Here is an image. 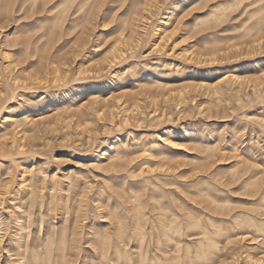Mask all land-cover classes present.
I'll use <instances>...</instances> for the list:
<instances>
[{
  "label": "rangeland",
  "instance_id": "obj_1",
  "mask_svg": "<svg viewBox=\"0 0 264 264\" xmlns=\"http://www.w3.org/2000/svg\"><path fill=\"white\" fill-rule=\"evenodd\" d=\"M22 1L0 0V264L30 235L100 264L121 226L131 264L137 228L154 264H264V0Z\"/></svg>",
  "mask_w": 264,
  "mask_h": 264
},
{
  "label": "bare ground",
  "instance_id": "obj_2",
  "mask_svg": "<svg viewBox=\"0 0 264 264\" xmlns=\"http://www.w3.org/2000/svg\"><path fill=\"white\" fill-rule=\"evenodd\" d=\"M17 0H13V2L15 3ZM32 1V6H31V9H32V14H35V13H40V12H50L51 11V9H53V8H50V7H48V4L50 3V0H40L39 2H38V0H31ZM60 1V0H59ZM74 2L75 0H62V2L61 3H71V2ZM89 1L90 0H82L81 2H82V4L83 5H85V4H87V3H89ZM106 0H95L92 4H91V7H89V9H84L83 8V5H82V7H81V9H79V8H77V7H79V5L76 7V10H74V12H75V15H80V14H84L88 19H91V18H93V17H95V16H97V12H98V10H97V6L99 5V4H104V2H105ZM23 3L20 5L21 6V10H25V2H26V0H24V1H22ZM258 2V1H257ZM53 3V2H52ZM12 4V3H11ZM17 3H15L14 4V7H15V5H16ZM15 9V8H14ZM73 11V10H72ZM51 14H53V12L51 11L50 12ZM40 15V14H39ZM54 15V14H53ZM52 15V16H53ZM34 16V15H33ZM79 17V16H78ZM51 18V17H50ZM49 19V18H48ZM43 20V19H42ZM44 21V20H43ZM264 31V30H263ZM84 37V36H83ZM256 46V45H255ZM13 95V94H12ZM15 95V94H14ZM13 95V96H14ZM13 98V97H12ZM124 164H125V162H124ZM217 166V165H216ZM118 169H120V168H118ZM166 183V182H165ZM247 188V187H246ZM225 191V190H224ZM261 192H262V195H263V198H264V188L261 190ZM262 197V196H261ZM149 203V202H148ZM212 206V205H211ZM161 208V207H160ZM162 209V210H161ZM160 210H161V212L160 213H158L157 215V219H158V221L160 222V234L162 233V235H163V237H165L166 236V238L167 239H161L160 238V236L159 235H157V236H155V237H157V242H158V245H159V248L160 247H164V243H169V240H171V238L169 237L170 235H171V230L173 229V228H175V222L173 223V222H170V223H173V225L172 224H170V223H168L167 221L169 220L168 219V214H167V211H165V208L163 209V208H161ZM230 209V208H229ZM249 209V208H248ZM253 209V208H252ZM247 210V209H246ZM254 210V209H253ZM226 212H229V210H227ZM244 212V211H243ZM178 213V212H177ZM247 213H248V211H247ZM260 214H262V215H264V212H260ZM176 216L175 217H178L177 216V214H175ZM180 215V214H179ZM182 216V215H181ZM180 216V217H181ZM154 217H156V216H154ZM174 217V216H173ZM246 217V216H245ZM188 218V217H187ZM262 218V217H261ZM156 219V220H157ZM167 219V220H166ZM190 219V218H189ZM214 219V218H213ZM236 219V218H235ZM251 219V218H250ZM139 220V219H138ZM138 220H136V221H138ZM222 220V219H221ZM237 220V222H238V224H240V225H242L243 223H246V222H248V220L247 219H245V220H243L241 217L240 218H238V219H236ZM247 220V221H246ZM120 221V220H119ZM155 221V220H154ZM173 221H175V220H173ZM178 221V220H177ZM215 221V220H214ZM183 222V221H182ZM194 222V221H193ZM261 223H263L264 224V218H263V220H261L260 221ZM3 223H4V220H3V217H2V214L0 213V233H2L1 232V230H2V225H3ZM134 223H137V222H134ZM146 223V222H145ZM156 223H158V222H156ZM199 223H201V221L199 222V221H197L196 220V222L194 223V225H193V227H196V226H198L199 225ZM252 223V222H251ZM256 223H258V221L257 222H253V225H255ZM113 224V223H112ZM150 224V223H149ZM186 224V226H187V223H185ZM43 225V224H42ZM114 225V224H113ZM134 225V224H133ZM153 225V224H152ZM201 225V224H200ZM199 225V226H200ZM261 225V224H260ZM150 226H151V224H150ZM198 226V227H199ZM22 227V226H21ZM27 225H23V231L25 230V229H27ZM122 227V226H121ZM121 227L119 228V232H120V235L119 236H116V241H115V245H114V243L113 242H111V238H112V236L110 237V236H108V237H105V238H103L102 240H99L100 242H99V245H100V248H101V257H100V264H131L132 263V253H131V246H130V239H128L129 237H127V235H126V233H124V232H121L120 231V229H121ZM135 228V230H136V227H139V225L138 224H135V226H134ZM187 227H189V226H187ZM124 228V227H123ZM138 230V233H137V239L135 240L134 238V241H136V244H138V245H140V250H136L137 252H138V255L137 256H139L141 259H140V264H154L153 262L154 261H147L146 260V251H145V249H144V246L142 245L143 244V239L144 238H146L145 237V233L144 232H142L141 230H139V228H137ZM142 229V228H141ZM195 229V228H194ZM201 229V228H200ZM144 230V229H143ZM126 232V231H125ZM181 232V231H180ZM262 232H264V229L262 230ZM57 233V232H56ZM59 233V232H58ZM153 233V232H152ZM201 233V232H200ZM203 233V232H202ZM204 233H207V232H204ZM244 233V232H243ZM25 232L24 233H21V235H20V237H19V240H18V243H19V246L21 245V243H20V241H23L22 239H24V237H25ZM55 234V233H54ZM210 234V233H209ZM246 234V233H245ZM244 234V235H245ZM56 235V234H55ZM54 235V236H55ZM152 235H154V234H152ZM237 236L239 235L240 236V233H238V234H236ZM243 235V236H244ZM14 236V235H13ZM12 236V237H13ZM104 236V235H103ZM135 236V235H134ZM133 236V237H134ZM149 236V235H148ZM238 236V237H239ZM30 237H31V235H30ZM30 237H28V239H27V242H26V244H25V248H24V251L22 250L23 248H21L22 247V245L19 247V248H21V250L23 251H21L20 253H18V257L16 258V260L14 261V262H12V263H14V264H63V262L65 261V256H66V254H67V252H66V254L64 253V251L63 250H60V248H55V249H53V248H51V249H49V248H45V250L43 251L42 250V252H39L37 249H35V248H32V245H33V243H34V241H32L31 239L29 240V238ZM39 236H37V238H38ZM56 237V236H55ZM54 237V238H55ZM113 237H115V236H113ZM242 237V236H241ZM203 238V237H202ZM35 239V238H34ZM41 239V238H40ZM57 239V238H56ZM132 239V238H131ZM42 240V239H41ZM47 240L50 242V237L48 236L47 237ZM93 240V239H92ZM96 240V239H95ZM114 240H115V238H114ZM12 241V240H11ZM102 241V242H101ZM173 241V240H172ZM238 241L239 242H241V241H243V239L242 238H238ZM0 242H1V236H0ZM45 242V241H44ZM83 242V241H82ZM98 241H96V243H97ZM149 242V241H148ZM113 243V244H112ZM151 243H152V240H151ZM153 243H154V240H153ZM263 243V242H262ZM23 244V243H22ZM98 244V243H97ZM133 244V243H132ZM156 244V243H155ZM175 244V243H174ZM179 244V243H178ZM35 245H36V243H35ZM53 245V244H52ZM51 245V246H52ZM79 245V244H78ZM77 245V246H78ZM89 245V244H88ZM93 245V243L91 244V246ZM150 245V244H149ZM152 245V244H151ZM158 245H156L157 247H158ZM188 245V244H187ZM17 246V245H16ZM41 246V245H40ZM47 246V245H46ZM55 246V245H54ZM115 246V247H114ZM130 246V247H129ZM153 246V245H152ZM177 246H179V245H177ZM13 247V246H12ZM24 247V246H23ZM50 247V246H49ZM59 247V246H58ZM134 247V246H133ZM137 247V246H136ZM187 247V246H186ZM42 248V247H41ZM149 248H151V247H149ZM169 248V247H168ZM189 248V247H188ZM187 248V249H188ZM12 249V248H11ZM93 249H95L94 248V245H93ZM98 249V248H97ZM135 249V248H134ZM146 249H147V246H146ZM161 249V248H160ZM164 249V248H163ZM70 250V249H69ZM133 250V249H132ZM168 250V249H167ZM79 251V250H78ZM100 251V250H99ZM148 251H149V249H148ZM164 251H165V249H164ZM163 251V252H164ZM178 251H180V250H178ZM185 251V250H184ZM9 253H10V251H8ZM44 252V253H43ZM69 252H71V251H69ZM80 252V251H79ZM79 252H77V253H72V254H76V255H78V253ZM95 252V251H94ZM137 252H135V253H137ZM98 253V252H97ZM180 253V252H179ZM69 254V253H68ZM95 254V253H94ZM174 254V253H173ZM242 254V258H243V260H244V262H246V261H250V262H252L253 263V261L255 262L256 260H254V258H252L251 256H250V254L249 253H247V252H242L241 253ZM7 255V254H6ZM76 255H74V256H76ZM170 255V254H169ZM172 255V254H171ZM71 256H73V255H71ZM71 256H69L70 258H72L73 259V257H71ZM97 256H98V254H97ZM136 256V257H137ZM78 257H80L81 258V256H78ZM77 257V258H78ZM95 257V256H94ZM162 257V256H161ZM161 257H157V260H156V264H164V261H163V259H161ZM186 257H188L187 255H186ZM14 258V259H15ZM67 258H68V256H67ZM76 258V257H75ZM177 258H179V257H177ZM202 260L201 261H206L207 259H206V257H205V255H203L202 257H200ZM139 259V258H138ZM167 259H169L168 257H167ZM171 259H172V256H171ZM180 259V258H179ZM179 259H177L176 261H173V262H171V263H169L168 261V264H181V262H179L178 260ZM76 260V259H75ZM174 260V259H173ZM185 260V259H184ZM78 261V260H77ZM200 261V262H201ZM258 261V260H257ZM65 262H67V261H65ZM69 262V261H68ZM137 262H139V261H137ZM198 262V261H197ZM11 263V264H12ZM80 263V262H79ZM66 264V263H65ZM71 264V263H70ZM191 264H192V262H191ZM207 264V263H206Z\"/></svg>",
  "mask_w": 264,
  "mask_h": 264
}]
</instances>
